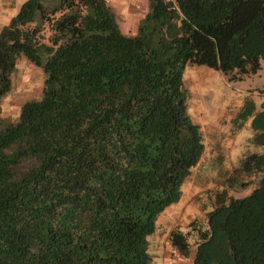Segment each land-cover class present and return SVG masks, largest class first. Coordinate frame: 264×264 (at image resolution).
<instances>
[{"label": "trees", "instance_id": "obj_1", "mask_svg": "<svg viewBox=\"0 0 264 264\" xmlns=\"http://www.w3.org/2000/svg\"><path fill=\"white\" fill-rule=\"evenodd\" d=\"M145 1L130 34L105 0H27L0 29V100L19 57L43 74L39 98L0 120V264H150L146 238L203 152L185 67L241 82L264 63V0ZM201 210L168 234L179 260L264 264V153Z\"/></svg>", "mask_w": 264, "mask_h": 264}, {"label": "rangeland", "instance_id": "obj_2", "mask_svg": "<svg viewBox=\"0 0 264 264\" xmlns=\"http://www.w3.org/2000/svg\"><path fill=\"white\" fill-rule=\"evenodd\" d=\"M25 1L27 0H0V29L7 25ZM105 1L115 14L123 33H134L137 26L145 23V0ZM42 81L43 74L39 69L29 65L21 57L17 59L11 76V90L0 100L2 126L14 124L20 106L39 98ZM182 81L188 92L187 112L200 129L203 152L180 188L179 201L157 218L154 233L146 238L151 256L150 264H185L173 253L168 241L169 232L176 228L185 231L192 220L201 224L204 221L201 204L207 203L209 191L221 187L226 173L236 168L243 156L264 153V146L258 147L250 143L255 131L264 130L260 126L263 115L260 112L264 110L257 109L259 112L248 114L246 107L240 108V103H244L248 97H254V101L258 98L257 106L264 102L263 62L256 74L241 82H227L220 72L195 65L185 67ZM226 113L229 114L225 120L228 136L220 148L212 149V142L206 137V129L216 122H222ZM235 131L237 132L233 138L232 133ZM255 187V184H251L242 190L232 191L229 195L235 199L244 198Z\"/></svg>", "mask_w": 264, "mask_h": 264}, {"label": "crops", "instance_id": "obj_3", "mask_svg": "<svg viewBox=\"0 0 264 264\" xmlns=\"http://www.w3.org/2000/svg\"><path fill=\"white\" fill-rule=\"evenodd\" d=\"M257 100H258V98H257ZM257 100L254 101V97L253 98L252 97H248L247 100L244 101V103H242V104L240 103V108L242 109V108H245L246 107V110H248L251 107H253L254 108V111L253 112H256L257 113L260 110V106H257V104L259 103V102H257ZM257 109H259V110L257 111ZM228 116H229L228 113L224 114L223 118L221 119L222 122H219V123L216 122V123H214L213 126L212 125L209 126V129H206V137L208 138L209 141L212 142V144H211L212 149L220 148L221 144L224 142L223 140L226 138V136H228L227 135L228 133L226 131V122H225V120L228 118ZM263 125H264V122L261 121L260 122V126L262 127ZM236 132L237 131H235L234 133H232L233 138H234ZM256 132H258V131H255L252 134V136ZM251 138H250V143H251Z\"/></svg>", "mask_w": 264, "mask_h": 264}]
</instances>
